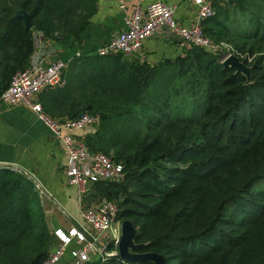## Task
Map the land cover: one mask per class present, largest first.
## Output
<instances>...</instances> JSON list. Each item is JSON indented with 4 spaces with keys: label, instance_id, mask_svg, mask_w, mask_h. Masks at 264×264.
<instances>
[{
    "label": "trees",
    "instance_id": "1",
    "mask_svg": "<svg viewBox=\"0 0 264 264\" xmlns=\"http://www.w3.org/2000/svg\"><path fill=\"white\" fill-rule=\"evenodd\" d=\"M246 1L233 3L242 9ZM222 3L212 1L215 15L201 22L216 43L227 35L234 8ZM97 4L0 0V95L29 66L34 33L62 46L79 44ZM123 58L75 56L65 86L40 95L42 111L55 119L100 112L99 129L84 138L92 149L86 146L105 155L113 150L125 174L98 193L100 200L117 206V221L132 223L138 253L160 254L166 264H264V54L243 61L249 78L199 48L155 66ZM79 92L89 98L80 102ZM109 99L118 103L115 119L111 106L100 107ZM51 247L33 183L0 168V264H41ZM90 264L151 263L116 255Z\"/></svg>",
    "mask_w": 264,
    "mask_h": 264
},
{
    "label": "built area",
    "instance_id": "2",
    "mask_svg": "<svg viewBox=\"0 0 264 264\" xmlns=\"http://www.w3.org/2000/svg\"><path fill=\"white\" fill-rule=\"evenodd\" d=\"M113 1L120 11H127L129 0ZM146 1L145 6H138L125 16L124 29L98 47L96 56L120 54L130 59L138 57L144 41L165 30L177 38L182 52L191 48L213 54L228 50L227 45L212 41L203 32L201 22L215 15L208 0H193L198 21L188 27L176 22L174 5L167 4L165 0ZM70 61L42 63L39 59H32L28 67L12 76L8 88L0 95V104L21 105L37 114L61 143L69 160L66 170L68 185L83 197L94 184L123 180L125 174L121 163L103 153L91 152L83 140L74 134L96 125L97 115L85 113L75 119H55L45 114L36 102V97L45 89L65 86L64 72ZM117 211L114 203L106 201L84 209L81 212V225L67 231L56 229L53 232L57 244L41 264H90L96 259L118 255L122 222L116 220Z\"/></svg>",
    "mask_w": 264,
    "mask_h": 264
},
{
    "label": "crops",
    "instance_id": "3",
    "mask_svg": "<svg viewBox=\"0 0 264 264\" xmlns=\"http://www.w3.org/2000/svg\"><path fill=\"white\" fill-rule=\"evenodd\" d=\"M165 1L176 7L174 17L179 25L188 27L198 21L197 8L193 0ZM208 1H219L223 5L222 0ZM146 2L129 0L127 11L122 12L113 0H98L97 11L90 18L79 44L62 46L40 33H34V53L31 60L39 59L42 63H47L54 60H72L75 56L78 57L77 54L95 55L98 47L124 29L125 16L132 9L145 6ZM182 54L177 38L165 30L145 40L142 53L130 60L155 66ZM41 93L36 97L39 105ZM90 132L91 127H88L74 134L78 139L84 140L85 135ZM68 165L69 160L61 143L39 120L35 112L21 105L0 104V168H8L18 173L21 170L29 180L36 182L43 195L41 203L48 232L50 237L52 236L51 250L57 244L53 232L56 229L67 231L81 225V212L93 207L88 199L92 190L85 197H80L76 189L68 185L66 178Z\"/></svg>",
    "mask_w": 264,
    "mask_h": 264
},
{
    "label": "rangeland",
    "instance_id": "4",
    "mask_svg": "<svg viewBox=\"0 0 264 264\" xmlns=\"http://www.w3.org/2000/svg\"><path fill=\"white\" fill-rule=\"evenodd\" d=\"M229 4V3H228ZM234 6L235 4H229ZM243 8L239 9L234 6V8L229 9V18L227 22L228 26V33L222 38H219L220 42L218 43H223L227 45L228 50H221L218 54L217 57L219 59V62L222 64L223 61H225L229 56H235L239 59L241 63L246 68H249L243 61L245 60L248 64H251L253 61H255L259 56L264 54V0H247L244 5H242ZM258 25V30L256 29V26ZM255 30H257V33H255ZM253 36V38H251ZM239 47L241 48L244 53L243 54H237L236 53V48ZM125 61L128 62H137V61H132L130 58H123ZM157 65V64H156ZM68 68V66H67ZM66 68V69H67ZM85 98H89L88 93H78L77 99L80 100V102H83ZM181 102L179 97H174L173 98V105ZM106 104H100V107L107 105L112 107V111L109 113L110 119H115L117 115V110H116V105L118 104L116 101L109 99L105 102ZM95 115L98 116V123L96 125H93L91 127V133L93 134L95 131H97L100 127V112L98 110H95ZM176 113V112H174ZM142 115L141 117H143ZM114 128V127H113ZM114 131V129L110 130V132ZM83 142L90 148V145L83 140ZM100 153V152H99ZM109 155V156H108ZM108 157H110L114 161V151L110 150L109 154H107ZM121 163V161L117 162ZM122 164V163H121ZM123 180L119 181H114V182H107V183H102V185H98L94 189H91L92 193L90 196H88L89 201L92 202V206H96L105 200H100V191L105 189V187L109 186L110 184H119ZM35 190L37 191V194L40 198H42V192L38 189L36 182L32 181ZM93 195V196H92ZM85 197V196H83ZM94 197V198H93ZM42 206V203H41ZM42 213L44 215V211L42 208ZM45 218V215H44ZM46 222V220H45ZM52 239V236H51ZM68 252H66V255Z\"/></svg>",
    "mask_w": 264,
    "mask_h": 264
},
{
    "label": "water",
    "instance_id": "5",
    "mask_svg": "<svg viewBox=\"0 0 264 264\" xmlns=\"http://www.w3.org/2000/svg\"><path fill=\"white\" fill-rule=\"evenodd\" d=\"M227 3L232 4V0H228ZM21 17L24 19L25 29L30 30L31 25L28 21L27 15L23 13ZM222 65L224 67H231L237 73L244 74L247 78L250 76V68H246L235 56H229L225 61H223ZM19 172L25 175L23 171L19 170ZM135 239L136 229L130 221H123L121 223V234L118 244V256L120 260L128 263L166 264L165 258L160 254L138 253L140 245L135 243Z\"/></svg>",
    "mask_w": 264,
    "mask_h": 264
}]
</instances>
